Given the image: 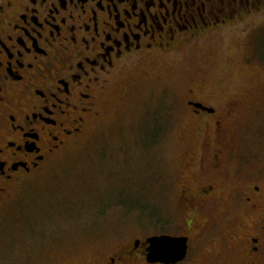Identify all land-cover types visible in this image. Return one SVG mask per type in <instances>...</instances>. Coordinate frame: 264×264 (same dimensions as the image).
I'll list each match as a JSON object with an SVG mask.
<instances>
[{
  "label": "flooded vegetation",
  "instance_id": "1",
  "mask_svg": "<svg viewBox=\"0 0 264 264\" xmlns=\"http://www.w3.org/2000/svg\"><path fill=\"white\" fill-rule=\"evenodd\" d=\"M250 3L0 0V210L85 138L109 111L108 97H125L128 79L148 76L161 61L251 13ZM198 96L189 89L183 105L196 126H213L215 137L199 146V161L191 157L193 169L180 182V225L170 220L151 235L186 238L185 257L150 261L148 236L121 243L109 255L47 257L42 264H264V182L246 175L231 186L223 170L226 107ZM237 208L249 223L230 218Z\"/></svg>",
  "mask_w": 264,
  "mask_h": 264
},
{
  "label": "rangeland",
  "instance_id": "2",
  "mask_svg": "<svg viewBox=\"0 0 264 264\" xmlns=\"http://www.w3.org/2000/svg\"><path fill=\"white\" fill-rule=\"evenodd\" d=\"M263 4L251 0V13L161 61L148 76L135 74L125 97L111 89L109 111L85 138L0 210V264L109 255L134 237H150L156 225H180V182L193 169L191 157L199 161V146L215 137L213 126H196L186 111L189 89L226 107L223 170L231 186L246 175L264 182ZM242 214L237 208L230 218L249 223Z\"/></svg>",
  "mask_w": 264,
  "mask_h": 264
},
{
  "label": "water",
  "instance_id": "3",
  "mask_svg": "<svg viewBox=\"0 0 264 264\" xmlns=\"http://www.w3.org/2000/svg\"><path fill=\"white\" fill-rule=\"evenodd\" d=\"M149 243V255L150 261H163L171 263L178 261L185 257L187 246L186 238L162 236H151L147 239Z\"/></svg>",
  "mask_w": 264,
  "mask_h": 264
},
{
  "label": "trees",
  "instance_id": "4",
  "mask_svg": "<svg viewBox=\"0 0 264 264\" xmlns=\"http://www.w3.org/2000/svg\"><path fill=\"white\" fill-rule=\"evenodd\" d=\"M263 2H264V0H263Z\"/></svg>",
  "mask_w": 264,
  "mask_h": 264
}]
</instances>
